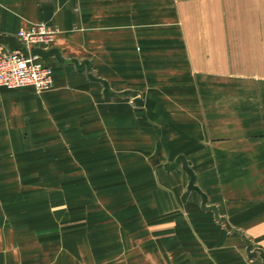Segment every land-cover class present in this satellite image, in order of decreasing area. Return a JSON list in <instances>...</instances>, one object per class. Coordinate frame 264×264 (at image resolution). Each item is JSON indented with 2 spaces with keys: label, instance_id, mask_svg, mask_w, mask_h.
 <instances>
[{
  "label": "crops",
  "instance_id": "crops-1",
  "mask_svg": "<svg viewBox=\"0 0 264 264\" xmlns=\"http://www.w3.org/2000/svg\"><path fill=\"white\" fill-rule=\"evenodd\" d=\"M38 22L56 29L29 50L51 87L0 86V264H151L138 221L99 216L129 213L135 197L106 183L139 161L106 153L138 146L182 149L264 244V0H0V49L25 53L15 32ZM123 84L172 86L148 91L141 138L139 114L108 99Z\"/></svg>",
  "mask_w": 264,
  "mask_h": 264
},
{
  "label": "rangeland",
  "instance_id": "rangeland-1",
  "mask_svg": "<svg viewBox=\"0 0 264 264\" xmlns=\"http://www.w3.org/2000/svg\"><path fill=\"white\" fill-rule=\"evenodd\" d=\"M108 87L111 89L113 85L109 84ZM149 87L162 98L169 99L172 86ZM120 88L112 89L108 99H116L133 114H139L138 137L141 138L143 128L148 125L147 129H152L155 126L141 116L150 89L144 84H123ZM84 119L80 118V121ZM160 120L158 123L163 126L164 118ZM141 122H144L143 125ZM113 140V136L107 138V142ZM119 153L123 157L135 156L139 163L117 164V173H113L115 178L111 174L106 184L120 182L123 191L134 196L135 200L126 215L109 205L99 216L107 220L138 221L140 243L147 239L151 248V259L148 260L151 264H264V244L236 222L230 221L226 210L229 199L222 195L221 188L206 186L202 191L197 187L198 172L189 159L182 157V149L168 154L156 146L149 150L138 146L132 150L108 149L106 156L110 161ZM108 160L99 166L112 167ZM196 167L202 170L206 166ZM221 182L226 183L225 180ZM95 185L90 189L96 188ZM68 214L71 216V213ZM63 215L68 216L65 212ZM151 225L163 227H147ZM149 238L154 241L157 238L159 242L155 243L157 241Z\"/></svg>",
  "mask_w": 264,
  "mask_h": 264
},
{
  "label": "built area",
  "instance_id": "built-area-1",
  "mask_svg": "<svg viewBox=\"0 0 264 264\" xmlns=\"http://www.w3.org/2000/svg\"><path fill=\"white\" fill-rule=\"evenodd\" d=\"M55 33V28L42 22L19 28L15 37L26 52L18 49H0V86H30L36 92L49 89L52 84L50 69L42 64L36 55L29 53V50L35 44L51 41Z\"/></svg>",
  "mask_w": 264,
  "mask_h": 264
}]
</instances>
